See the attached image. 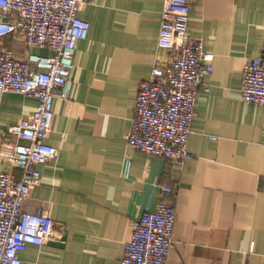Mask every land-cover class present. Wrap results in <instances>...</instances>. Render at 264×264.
I'll use <instances>...</instances> for the list:
<instances>
[{"label":"crops","instance_id":"1","mask_svg":"<svg viewBox=\"0 0 264 264\" xmlns=\"http://www.w3.org/2000/svg\"><path fill=\"white\" fill-rule=\"evenodd\" d=\"M164 1L89 0L81 8L89 33L77 43L70 98L54 101L47 141L59 154L39 166L41 182L25 205L47 212L55 227L43 246H28L22 264H121L134 222L163 199L177 208L168 264H264V106L241 98L246 58L264 56V0H191L189 35L203 38L215 60L183 165L127 142L140 82L170 58L158 46ZM5 48L19 59L52 54L20 32L0 40ZM37 104L0 93V152L7 128ZM0 171L21 177L1 156Z\"/></svg>","mask_w":264,"mask_h":264},{"label":"built area","instance_id":"2","mask_svg":"<svg viewBox=\"0 0 264 264\" xmlns=\"http://www.w3.org/2000/svg\"><path fill=\"white\" fill-rule=\"evenodd\" d=\"M89 0H0V40L20 32L26 44L52 51L17 58L5 48L0 53V93H17L38 100L35 111L3 135L0 156L21 170V177L0 171V264H22L30 245L43 246L55 222L43 211L25 208L41 182L39 166L58 156L47 141L54 129V101L71 96V75L77 43L88 36L90 24L79 16ZM191 0H165L158 38L159 48L170 53L157 60L148 80L139 84L128 145L140 152L183 165L191 157L189 141L197 116L200 88L213 72L215 54L206 52L204 39L189 35ZM241 98L264 106V56L248 57L243 70ZM26 140L28 144L22 141ZM163 194L174 193L162 186ZM177 208L160 200L153 212L133 225L121 264H168L174 242Z\"/></svg>","mask_w":264,"mask_h":264}]
</instances>
